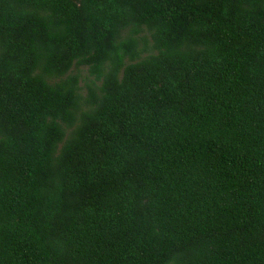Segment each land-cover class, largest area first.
Returning <instances> with one entry per match:
<instances>
[{
    "label": "trees",
    "instance_id": "trees-1",
    "mask_svg": "<svg viewBox=\"0 0 264 264\" xmlns=\"http://www.w3.org/2000/svg\"><path fill=\"white\" fill-rule=\"evenodd\" d=\"M0 264H264V0H0Z\"/></svg>",
    "mask_w": 264,
    "mask_h": 264
},
{
    "label": "rangeland",
    "instance_id": "rangeland-1",
    "mask_svg": "<svg viewBox=\"0 0 264 264\" xmlns=\"http://www.w3.org/2000/svg\"><path fill=\"white\" fill-rule=\"evenodd\" d=\"M78 70H79V74H80V76H81V78H80V80H79V85H80V89H79V91H80L81 94H84V92H85V88H84V86H83V81H84V79L86 78V77H85V75H86L85 68H84V67H79ZM72 71H73V70H72ZM83 77H84V78H83Z\"/></svg>",
    "mask_w": 264,
    "mask_h": 264
}]
</instances>
